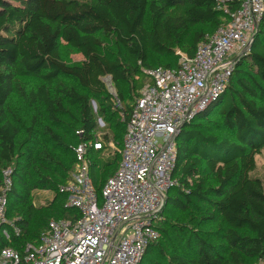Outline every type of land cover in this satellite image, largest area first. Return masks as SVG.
I'll return each mask as SVG.
<instances>
[{"label": "trees", "instance_id": "1", "mask_svg": "<svg viewBox=\"0 0 264 264\" xmlns=\"http://www.w3.org/2000/svg\"><path fill=\"white\" fill-rule=\"evenodd\" d=\"M175 7L184 8V17L169 14ZM227 19L217 9V0H0V175L8 168L13 171L7 217L21 228V234L10 241L0 238V248L10 246L24 253L27 244L40 242L51 219L80 218L77 209L67 206L68 193L62 187L60 192L56 178L43 174L37 166L33 151L28 158L23 154L24 146L41 127L40 110L30 109L40 104L52 124L60 116H70L66 104L76 109L79 126L72 145L50 126L43 127V134L61 148L71 149L92 139L99 129V119L109 129L104 138L123 148L138 90L151 83L144 69L177 68V50L192 56L205 36ZM189 35L190 41L185 42ZM109 39L116 40L123 55L104 52L105 40ZM61 41L79 51L84 60L77 65L66 63ZM152 54L177 58V62L157 60V65H152ZM249 64L255 74L248 69ZM20 77L36 78L41 84L30 87L17 80ZM62 77L73 79L92 95L97 108L90 95L73 86L62 85L57 88L58 95L52 96L51 86ZM105 78L110 79L115 93L109 90ZM13 95L25 105V125L9 110ZM116 99L120 104L126 102L125 106H119ZM205 122L214 124L217 134L206 132ZM78 131H83L82 137ZM21 132L25 137L19 141ZM177 149L173 172L177 184L168 190L167 203L180 210L207 205V219L214 220L217 215L227 227L223 237L229 251L227 245L199 235L192 249L191 237H182L173 245L169 241L160 244L162 234L166 238L169 231L157 226L160 238L149 245L142 261L158 250L157 264H247L245 256L264 262V180L253 174L256 156L264 149V15L249 52L238 59L225 90L184 125ZM36 155L39 163L60 165L59 178L63 186L68 184L69 172L76 166L74 151L70 167L59 164L45 146ZM113 156L111 150L93 155L91 176L99 200L122 157L118 161L117 155L115 160ZM107 166L113 168L100 181L99 172ZM2 181L0 176V189ZM17 182L25 190L19 191ZM45 186L54 188L56 196L36 206L31 192ZM163 245L168 246L167 251Z\"/></svg>", "mask_w": 264, "mask_h": 264}, {"label": "built area", "instance_id": "2", "mask_svg": "<svg viewBox=\"0 0 264 264\" xmlns=\"http://www.w3.org/2000/svg\"><path fill=\"white\" fill-rule=\"evenodd\" d=\"M217 9L227 22L207 34L192 56L177 50V68L144 69L151 83L139 90L118 169L106 181L102 200L91 176L93 155L115 145L97 130L92 139L74 147L76 166L62 187L68 193L67 206L77 209L80 218L51 219L40 242L27 244L24 253L0 248V264L141 263L149 245L160 238V210L177 184L178 133L225 90L238 59L250 50L264 0H217ZM98 124L105 125L101 119ZM77 134L82 137L83 131ZM12 174L11 168L3 170L0 189V238L7 241L21 234L7 217Z\"/></svg>", "mask_w": 264, "mask_h": 264}, {"label": "rangeland", "instance_id": "3", "mask_svg": "<svg viewBox=\"0 0 264 264\" xmlns=\"http://www.w3.org/2000/svg\"><path fill=\"white\" fill-rule=\"evenodd\" d=\"M169 14L180 18L184 17V8L182 7H175L169 11ZM191 39V35L187 36L185 39V42H189ZM104 52L109 54V55H123V50L120 48V46L117 44L115 39H109L105 40L104 44ZM61 55L63 59L68 63L69 65H77L80 64L83 60L84 57L83 55L71 48L69 45H67L64 41H61ZM160 61L161 63H166V62H177V58L173 59H168L165 57H160L156 54L151 55V64L152 65H157L156 62ZM236 69V68H235ZM248 69L250 70L251 73L255 74V69L252 65H248ZM17 80L28 84L30 87H38L41 84V81L36 79V78H29V77H20L17 78ZM107 86L109 87V90L114 93L115 89L112 86V83L110 82L109 78H105ZM62 85H67V86H73L77 90H79L82 93H87L90 95L87 91L81 89L77 83L73 79H68L62 77L59 81L54 83L51 88H50V93L52 96L58 95L57 88L62 86ZM125 91H127V87L125 86ZM128 93V91H127ZM136 95L134 94L133 101L135 99ZM90 98L92 99V104L94 106V103L97 106L96 100L93 98L92 95H90ZM130 99V96H128L127 100ZM126 102H123L119 106H125ZM67 108L70 111V116H60L59 121L52 124L51 122L48 121L45 113H44V108L40 105L37 104L36 108H31L30 112L33 110H40L41 113V127L37 128L32 135L30 141L24 146L23 149V154L25 155L26 158L31 155L32 151L36 156L37 159V166H40L41 171L43 174L57 180V186L60 190L61 187H63V181L59 178V172L58 168H60V165H50L48 163H39V159L36 154H38L42 148V146H45L48 151H50L54 157L59 161V164L68 166L70 167L71 161H72V152L74 151V147L71 149L66 148V147H59L55 145L52 141L48 139L47 136L43 134V127L44 126H50L56 133L60 134L64 142L66 144H73L74 142V131L76 128L79 126L77 123L78 120V113L76 112V109L67 105ZM9 110L14 112V118L18 120L21 124L25 125L26 124V117L24 116L25 113V105L19 101L18 97L16 95H13L10 99L9 102ZM123 118V116L121 115ZM194 120V118H193ZM207 125L206 132L209 133H216L215 131V125L210 123V122H205ZM105 124V123H104ZM109 132V129L106 125L104 127L100 128V134L104 135ZM25 137L24 133H20L18 136V140L21 141ZM115 147L111 149L113 158L115 160L116 155L118 158V161L120 160L121 156V149L122 145H117L114 140H110ZM104 160V159H101ZM113 161V160H112ZM256 161H257V168L255 172L253 173L256 177L262 178L264 180V149L260 155L256 156ZM23 163L25 164H30L28 163L27 159H22ZM118 163V162H117ZM116 163V164H117ZM113 166L109 167L107 166L102 172H99V178L100 181H103L102 177L106 176L111 170ZM72 174L71 170L69 174ZM3 173L1 172V178L3 179ZM35 174V173H33ZM34 180L33 177L30 179V183ZM102 183V182H101ZM16 187L19 191L25 190V186H23L21 183L17 182ZM62 190V188H61ZM60 190V192H61ZM33 202L36 206L39 205H44L47 204L49 201L53 200L56 196V191L54 188L50 187H41L38 189H35L31 192ZM167 196V194H166ZM207 205H202V204H197L196 206L193 205L192 207H189L187 210H180L177 207L173 205H169L166 201V197L164 199V203L161 207L160 214H161V219L158 221L157 226H160L161 228H166L169 231L168 237L165 238V235L162 234L163 239L161 240L160 244L165 241H169L170 245H173L177 242L182 241V237H191L192 243H191V249L194 246V240L196 236H203L204 238L210 239L214 242L217 243H222L227 245V250L229 251V245L227 242L225 243V236L223 237L224 234H226V225L221 219V217L216 216L214 220L207 219L208 213L206 212ZM16 216V214H14ZM164 219V220H163ZM163 220V221H162ZM244 233L245 231H241ZM161 235V234H160ZM168 246L163 245V250L167 251ZM158 251V250H157ZM157 251L153 252L151 255H148L145 260L141 261L143 264H157L156 260H159V255ZM245 262L247 264H262L264 263L261 260L255 259L253 257L245 256Z\"/></svg>", "mask_w": 264, "mask_h": 264}, {"label": "water", "instance_id": "4", "mask_svg": "<svg viewBox=\"0 0 264 264\" xmlns=\"http://www.w3.org/2000/svg\"><path fill=\"white\" fill-rule=\"evenodd\" d=\"M252 43H253V40H252ZM252 43H251V45H252ZM94 108H95V109L97 108V106H96L95 103H94ZM179 134H180V131H179V133H178V136H179Z\"/></svg>", "mask_w": 264, "mask_h": 264}, {"label": "crops", "instance_id": "5", "mask_svg": "<svg viewBox=\"0 0 264 264\" xmlns=\"http://www.w3.org/2000/svg\"><path fill=\"white\" fill-rule=\"evenodd\" d=\"M140 90V89H139ZM139 90H138V92H139ZM99 125V124H98ZM98 130H100V128L98 129Z\"/></svg>", "mask_w": 264, "mask_h": 264}]
</instances>
